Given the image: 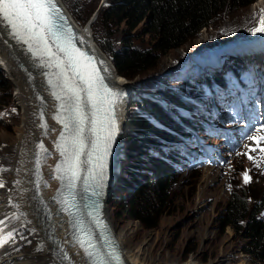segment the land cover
Here are the masks:
<instances>
[{
    "label": "rangeland",
    "instance_id": "rangeland-1",
    "mask_svg": "<svg viewBox=\"0 0 264 264\" xmlns=\"http://www.w3.org/2000/svg\"><path fill=\"white\" fill-rule=\"evenodd\" d=\"M61 2L71 14L74 23L76 22L78 26L89 30L95 41L98 40L99 43H97L99 46L101 45L100 48L102 49V42L105 41L106 37L101 33L102 31L99 30V32L94 27L99 14L92 23H90L89 18L92 17L91 15H95L94 13L98 10L100 11V8L107 6L108 0H82V2L81 0H61ZM255 2L236 10L225 9L213 23L189 37L182 46L170 49L161 55L155 69L136 76L132 80L120 74L109 54L103 49L102 51L112 61L122 79L128 84L132 83L138 87H134L136 93L132 96L133 98L139 94H146L145 92L159 93L164 97L163 93L166 90L181 83L178 69L180 63L184 62L182 60H186L190 55L194 57L196 54L205 51L212 52L216 49L215 46L221 42L235 38L236 35L246 36L250 33L264 15V0L261 6L256 5ZM258 2L260 4L262 1L259 0ZM114 29L113 32L115 33L110 40L118 47L121 45L124 36H122L121 28L115 26ZM139 34L136 33L135 45L139 48H150L153 45L151 36L148 34L139 36ZM256 55L258 54L256 53ZM205 64L206 69L203 72L200 69L202 76L212 68L211 64ZM0 73H3L7 82L5 87L7 94L0 93V168L6 169L4 173L7 179H11L16 157L14 140L18 138L19 134L18 126L21 120L22 106L17 97L13 77L1 63ZM124 107L127 116L122 118L124 128L119 138L123 143V156L118 165V172L115 174L111 190L109 187V196L105 200L106 214L117 239L123 238V248L121 249H125V251L131 249L149 235L146 252L152 256L151 264H185L191 258L200 264H240L242 261L249 264H264V261L256 260L253 255L246 252V240L236 234L229 224L224 226L219 218L234 192L258 195L264 191L263 164L253 163L249 159L245 161L241 158L236 162V168L231 175H223L222 172L213 171L209 167L206 169L198 168L189 173L173 174L169 178L172 181L170 188L173 201L162 214L159 224L155 228L145 227L142 222L132 218L127 213L128 201L125 200L133 195L134 188L132 187L131 190V187H124V190H118L117 186H121L118 179L128 167L129 160L145 153L144 150L138 151L141 146H139L140 149L132 148L129 151L130 143L135 144L133 142L136 139L134 135H138L139 138L141 136L138 130L130 131V120L137 115L140 118L139 113L141 112L146 111L147 114L150 112L141 109L137 104L128 103V101L125 102ZM140 130H146L143 122ZM5 135L10 136V139L5 140ZM245 154L246 152H243L241 155L244 157ZM245 172L251 177L249 183L244 182ZM140 183V179L134 181L135 186ZM249 202L252 201L249 200ZM261 214L264 217V210ZM7 234L2 235L6 236Z\"/></svg>",
    "mask_w": 264,
    "mask_h": 264
},
{
    "label": "snow or ice",
    "instance_id": "snow-or-ice-1",
    "mask_svg": "<svg viewBox=\"0 0 264 264\" xmlns=\"http://www.w3.org/2000/svg\"><path fill=\"white\" fill-rule=\"evenodd\" d=\"M252 31L264 32V17ZM4 36L25 46L39 67L56 69L44 73L51 95L59 101L54 119L63 126L55 144L61 159L55 166L54 178L61 181V210L74 217L72 226L78 229V234H73L75 244L83 250L88 264H122L110 228L103 219L99 198L106 187L112 149L121 131L117 106L124 93L105 82L106 77L97 66L103 61L97 62L94 56L77 47L75 33L58 0H0V42L7 44L2 39ZM41 127L46 129L47 122ZM247 138L258 147L264 141V136L249 134ZM39 147L42 153L48 152L43 143ZM249 159L254 158L249 156ZM36 163L39 167L41 159ZM3 171L6 169L0 168ZM250 180L245 172L244 182ZM3 187L5 182L0 179V188ZM85 210L95 230L85 228L83 220L75 219L85 214ZM23 215L13 214L12 219L19 220ZM2 224L4 221L0 220ZM11 236L9 233L8 238ZM6 242L0 241V246ZM42 249L43 246L37 250ZM63 259L71 262L67 253Z\"/></svg>",
    "mask_w": 264,
    "mask_h": 264
},
{
    "label": "bare ground",
    "instance_id": "bare-ground-1",
    "mask_svg": "<svg viewBox=\"0 0 264 264\" xmlns=\"http://www.w3.org/2000/svg\"><path fill=\"white\" fill-rule=\"evenodd\" d=\"M258 1L255 4L261 6L263 0L260 4ZM75 26L85 51L104 62L103 66L107 69L105 72L110 83L124 93L119 111L120 138L124 128L122 118L127 116L124 107L125 98H127V93L133 96L138 87L122 79L89 30L78 26L76 22ZM259 26L260 19L256 27ZM2 39H6L8 43L0 42V61H3L1 65L13 77L17 97L22 106V115L18 126V138L14 140L16 157L13 163L12 178L7 179L4 171L0 172V179L5 182V187L0 188V220L4 221V224L0 225V231H2L0 241H7L0 246V264H88L83 250L75 244L73 239L75 229L65 224L63 216L59 213L62 198L54 178L57 164L55 144L59 137L56 131L58 121L54 119L56 103L51 95V86L48 85L47 77L44 75L46 70L38 66L31 53L26 51L25 46L18 44L9 36H4ZM259 50L261 51L256 52L258 55L255 53L257 57L264 54L262 49ZM191 67L199 71L201 69V72L206 69L203 62L193 64ZM211 67L209 72L203 75L207 79L213 78L215 72L218 71L214 65ZM238 67L242 65L239 64ZM224 72H229V70L226 69ZM42 109H44L43 117H41ZM45 122L48 127L42 130L41 125ZM5 136V140L10 139V136ZM119 138L118 165L123 156V143ZM41 143L48 150L47 153L41 152L39 147ZM38 158L41 159L39 167L36 163ZM124 174L125 172L122 175ZM38 180L39 185L37 186ZM17 181L20 183L18 184ZM45 181L47 184L44 183ZM112 186L113 184L110 190ZM109 193L108 188L105 198L109 196ZM21 213L24 215L19 220L12 219L13 214L20 215ZM6 233H12L11 239L8 238V234L2 235ZM149 238L148 235L131 249L126 251L122 249L127 264H151L152 256L146 252ZM120 239L118 238L117 244L123 248V238ZM41 246L43 249L38 251L37 249ZM65 253L71 257V262L63 259ZM185 264L200 263L191 258ZM240 264L249 263L242 261Z\"/></svg>",
    "mask_w": 264,
    "mask_h": 264
},
{
    "label": "trees",
    "instance_id": "trees-1",
    "mask_svg": "<svg viewBox=\"0 0 264 264\" xmlns=\"http://www.w3.org/2000/svg\"><path fill=\"white\" fill-rule=\"evenodd\" d=\"M255 1L108 0V5L100 8L99 17L94 23V27L95 30L102 31L101 33L106 37L105 41L102 42V49L112 58L118 72L132 80L136 76L155 69L161 55L170 49L182 46L189 37L213 23L225 9L236 10L251 5ZM115 26L121 28L122 36H124L121 45L118 47L110 40L115 33L113 32ZM136 33H140L139 36L150 35L153 45L150 48L137 47L134 43L137 40ZM2 75L3 73H0V93L7 94L5 90L7 82ZM146 86L148 85L146 84ZM138 97H142V94L135 98ZM134 102L143 109L155 112L160 110L149 99H145L143 103L137 100ZM141 118L137 115L130 120V131L138 130L141 136L139 138L138 135H134L136 137L133 141L135 144L130 143L129 151L132 148L140 149L139 146H141V149L138 150L141 152L146 149L147 142L155 140L149 136L146 126L148 122ZM142 122L146 128L145 131L140 130ZM155 131L160 134V131ZM142 155H137L129 160V163L142 159ZM158 166L159 168L162 167L161 164ZM129 174L128 169L125 168V174L119 179L121 186H117L118 190L124 187H132V175L129 176ZM155 175V181H153L155 178L148 179L147 185H139L134 188L133 195L125 200L128 201L127 213L132 218L142 222L147 228L158 226L159 219L173 201L170 188L172 181L165 175H161L157 168H155ZM263 210L264 191L258 195L238 191L231 195L228 204L219 215L224 226L229 224L236 234L246 240V252L260 261H264V217L261 214Z\"/></svg>",
    "mask_w": 264,
    "mask_h": 264
},
{
    "label": "water",
    "instance_id": "water-1",
    "mask_svg": "<svg viewBox=\"0 0 264 264\" xmlns=\"http://www.w3.org/2000/svg\"><path fill=\"white\" fill-rule=\"evenodd\" d=\"M95 15H91L92 17H90V23L94 22L95 19L97 18L98 14H99V10L97 12L94 13Z\"/></svg>",
    "mask_w": 264,
    "mask_h": 264
},
{
    "label": "clouds",
    "instance_id": "clouds-1",
    "mask_svg": "<svg viewBox=\"0 0 264 264\" xmlns=\"http://www.w3.org/2000/svg\"><path fill=\"white\" fill-rule=\"evenodd\" d=\"M148 122V121H147ZM148 124V123H147Z\"/></svg>",
    "mask_w": 264,
    "mask_h": 264
}]
</instances>
